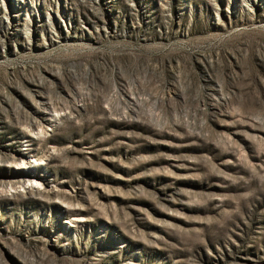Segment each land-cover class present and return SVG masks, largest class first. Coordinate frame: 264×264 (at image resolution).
I'll return each instance as SVG.
<instances>
[{
  "label": "rangeland",
  "instance_id": "374dc122",
  "mask_svg": "<svg viewBox=\"0 0 264 264\" xmlns=\"http://www.w3.org/2000/svg\"><path fill=\"white\" fill-rule=\"evenodd\" d=\"M0 264H264V0H0Z\"/></svg>",
  "mask_w": 264,
  "mask_h": 264
},
{
  "label": "bare ground",
  "instance_id": "6f19581e",
  "mask_svg": "<svg viewBox=\"0 0 264 264\" xmlns=\"http://www.w3.org/2000/svg\"><path fill=\"white\" fill-rule=\"evenodd\" d=\"M48 111V110H47ZM50 112H48L49 114ZM52 120V119H51ZM21 186L23 188V190L25 192H27L29 195L31 196H36V194H38L39 191V186L37 184H35V180L33 181L32 179H30V177L27 180H22L21 182ZM38 183V182H37ZM24 192V193H25Z\"/></svg>",
  "mask_w": 264,
  "mask_h": 264
}]
</instances>
